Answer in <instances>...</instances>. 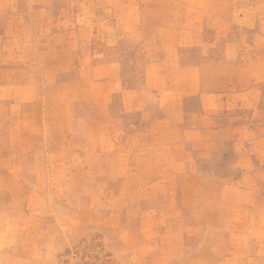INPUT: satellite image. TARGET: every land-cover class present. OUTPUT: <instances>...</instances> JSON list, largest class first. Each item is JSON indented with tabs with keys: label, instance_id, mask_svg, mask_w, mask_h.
<instances>
[{
	"label": "crops",
	"instance_id": "crops-1",
	"mask_svg": "<svg viewBox=\"0 0 264 264\" xmlns=\"http://www.w3.org/2000/svg\"><path fill=\"white\" fill-rule=\"evenodd\" d=\"M70 1L0 0V179L12 180L0 195L26 194L28 177H58L76 161L69 155L83 156L137 180L134 194L160 195L162 207L209 224L198 219L220 212L226 190L242 191L204 165L221 145L213 98L236 91L248 107L264 102V80L243 74L264 67V52L252 62L238 36H264V0H115L113 26L100 32L94 12L61 9ZM0 221L2 249L16 240Z\"/></svg>",
	"mask_w": 264,
	"mask_h": 264
},
{
	"label": "rangeland",
	"instance_id": "rangeland-1",
	"mask_svg": "<svg viewBox=\"0 0 264 264\" xmlns=\"http://www.w3.org/2000/svg\"><path fill=\"white\" fill-rule=\"evenodd\" d=\"M114 2L71 0L61 9L94 12L100 32L113 26ZM238 6L232 14L236 25L242 18ZM238 36L249 48L248 58L257 60L264 52V36L244 28ZM92 38L99 47V35ZM243 74L253 85L264 80V67ZM242 85L253 97L256 89L248 88L246 81ZM213 100L220 106L213 123L221 145L218 157L204 165L230 175L229 182L242 191L226 190L220 212L198 219L209 224H196L198 211L179 214L162 207L160 195L134 194L141 189L137 180L110 175L116 165L109 168L110 164L82 161L83 156L77 161L69 155L76 161L61 164L58 177H28L26 194L24 188L11 187L22 193L0 195L4 230L16 240L0 249V264H264V102L257 106L251 99L248 107L236 91H224ZM137 118L122 120L133 126ZM155 183L149 191L157 193L162 184ZM211 201L212 196L207 203ZM233 252L238 255L230 259Z\"/></svg>",
	"mask_w": 264,
	"mask_h": 264
}]
</instances>
